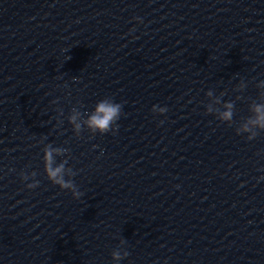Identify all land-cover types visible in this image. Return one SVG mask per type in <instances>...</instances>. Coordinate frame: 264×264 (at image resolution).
<instances>
[{"label": "water", "instance_id": "95a60500", "mask_svg": "<svg viewBox=\"0 0 264 264\" xmlns=\"http://www.w3.org/2000/svg\"><path fill=\"white\" fill-rule=\"evenodd\" d=\"M262 81L264 0H0V264H264Z\"/></svg>", "mask_w": 264, "mask_h": 264}, {"label": "clouds", "instance_id": "9594fccd", "mask_svg": "<svg viewBox=\"0 0 264 264\" xmlns=\"http://www.w3.org/2000/svg\"><path fill=\"white\" fill-rule=\"evenodd\" d=\"M261 83L262 85H264V81H262ZM208 95L211 96L212 93L209 92ZM122 107L123 106L121 103H117L110 99H104L96 105L95 110L88 116L84 123L94 133L99 132L101 134H104L111 131L113 132V134H115V131L119 127L117 121L120 119V116L122 114ZM224 107L225 110L220 112L218 120L228 123L233 120L234 105L229 102L225 104ZM73 111L74 115H72L69 119L70 122L75 126V130L79 132L82 127L80 123H77V118L80 113L76 112L75 109ZM152 111H157V105H153ZM158 111L160 114H164L168 111V109L167 107H160ZM208 111H212L210 106L208 108ZM161 123H163V121H161ZM253 127L264 131V104L257 103L252 106L251 115L249 116L247 122L237 130V133H251V135H249L247 139L253 140L258 134L257 132H254L252 130ZM64 151H66V149L53 148L51 145L45 147L42 158L44 163V172L48 180L51 181L52 184L59 186L61 189L71 190L73 196L78 198L82 195V193H80L76 189L73 181L68 178L70 176H74L75 173L72 172L71 169H68L66 167L67 161H61L57 163L56 157L63 154ZM32 175H35V173H32ZM22 179L27 180L28 175H23ZM38 186L39 181H34L30 184H27V188L29 189H35ZM112 255L115 260H119L122 258L119 251L113 252ZM124 255L126 256L128 255V253H124Z\"/></svg>", "mask_w": 264, "mask_h": 264}]
</instances>
